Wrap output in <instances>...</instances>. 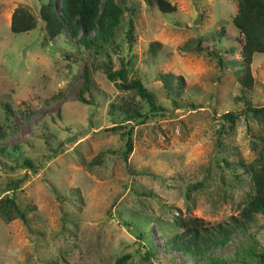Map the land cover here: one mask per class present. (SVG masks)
<instances>
[{"label":"rangeland","instance_id":"374dc122","mask_svg":"<svg viewBox=\"0 0 264 264\" xmlns=\"http://www.w3.org/2000/svg\"><path fill=\"white\" fill-rule=\"evenodd\" d=\"M166 1L174 13L160 12L156 0H127L134 5L133 46L125 11L107 54L93 55L67 33L46 37L38 15L47 0H0V198H13L27 218H0V264H258L261 214L208 254L185 256L171 245L182 231L178 217L232 223L252 191L249 166L264 149V116L245 112L237 97L264 107V54L253 56L254 84L243 90L233 74L240 60L237 1ZM18 6L36 27L13 34ZM197 39L216 47L221 65L208 49L193 51ZM151 43L160 45L154 54ZM107 57L114 69L127 62L128 78H138L164 111L143 124L128 117L148 106L105 79L99 66ZM84 68L90 90L82 96L90 104L78 98ZM168 72L184 79L178 96L169 97L159 80ZM227 112L238 118L224 121ZM88 122L89 132L78 135Z\"/></svg>","mask_w":264,"mask_h":264},{"label":"trees","instance_id":"16d2710c","mask_svg":"<svg viewBox=\"0 0 264 264\" xmlns=\"http://www.w3.org/2000/svg\"><path fill=\"white\" fill-rule=\"evenodd\" d=\"M236 1L237 11L232 18V24L237 29L240 37V40L235 39L239 44L238 54L240 60L233 74L243 90H251L254 84L250 68L253 56L257 53L264 54V0ZM126 2L127 0H60L57 6L56 0H47L40 7L38 16L44 23V31L48 39L51 40L67 33L75 38L74 43L79 48L90 51L93 55L104 54V52L107 54L106 48L114 43L116 30L121 25L125 11L128 12L129 16L125 38L128 47L133 46L135 38L134 5L127 7ZM155 4L162 13L171 14L176 11L175 5L166 0H156ZM35 27L36 20L30 12L20 6L13 10L10 20V31L13 34L28 32ZM202 43V39H197L195 45L191 46L193 51L203 52L209 50V47L202 45ZM158 47L160 45H157V43H151L148 45V52L154 54ZM225 52L232 53L231 50ZM206 54L215 59L217 65H221V53L216 50V47L207 51ZM99 68L102 70L105 79L113 83L116 88L125 92L133 91L148 106V113L141 114L135 110L127 115L131 119H138L137 123L143 124L150 115L155 116L164 111L163 107L156 104L152 94L138 78H128L127 62L124 63L121 60L119 68L114 69L112 59L107 57V60L102 62ZM83 71L85 82L78 98L81 103L90 104L82 96L83 93L90 90L88 70L84 68ZM159 80L169 97L178 96L185 84L182 76H176L170 72L160 74ZM237 99L244 102L245 112H249L256 117L264 116V107H252L250 101L244 96L237 97ZM171 104L174 108L176 107L174 99H171ZM5 107L9 111L11 110L8 105H5ZM221 118L224 121L233 122L238 117L236 114L227 112L222 114ZM125 134L123 160L128 165V155L133 150L131 130H128ZM4 135L5 128L0 124V140ZM261 154L260 160H256L255 163L249 166L252 191L248 194L247 200L238 215L232 217V223L210 225L200 218L178 217L176 224L182 227V231L175 234L170 241L174 250L191 257L208 254L212 249L226 244L235 228H244L246 224L253 220L256 214H261L264 219V149ZM25 162L24 167L33 168L30 162ZM18 184L17 181L12 182L11 190L16 189ZM0 218L6 223L16 219L27 223L26 212L8 195L0 198ZM124 224L127 225V223ZM125 258H128V256ZM212 262L216 263L214 260ZM258 264H264V249L258 255Z\"/></svg>","mask_w":264,"mask_h":264},{"label":"water","instance_id":"95a60500","mask_svg":"<svg viewBox=\"0 0 264 264\" xmlns=\"http://www.w3.org/2000/svg\"><path fill=\"white\" fill-rule=\"evenodd\" d=\"M89 130H90V123L88 122L87 129L84 131H81L80 133H78V135L80 136L85 135L86 133L89 132Z\"/></svg>","mask_w":264,"mask_h":264}]
</instances>
